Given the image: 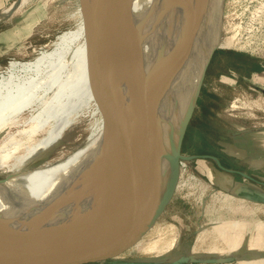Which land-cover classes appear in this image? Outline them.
I'll list each match as a JSON object with an SVG mask.
<instances>
[{
  "label": "bare ground",
  "instance_id": "obj_1",
  "mask_svg": "<svg viewBox=\"0 0 264 264\" xmlns=\"http://www.w3.org/2000/svg\"><path fill=\"white\" fill-rule=\"evenodd\" d=\"M20 1L7 12L27 0ZM194 2L201 4L202 8L192 19ZM123 4L126 12L122 10ZM225 4L226 0H120L118 3L116 36L108 39L107 47L112 55L125 51L132 60V67L127 71L128 80L124 67L118 86V93H121L119 106L124 110L122 108L123 119L117 134L114 133L115 126H111L114 132L110 136L119 143L104 149L110 154L115 151L113 160L112 155L101 160L102 169L108 170L104 181V204L126 191L132 192L134 202L140 194L147 196L149 193L150 197L139 214L142 219L146 209L169 195L175 180L180 185L179 177L185 164L177 163L174 157L181 131L199 96L212 52L220 46L229 47L234 40L232 36L222 40ZM57 39L52 50L42 51L33 60H12L0 78V169H15L9 179L0 181L1 257L22 256L37 249L56 201L66 202L64 213L67 215L76 213L77 208L80 210L79 204L87 198L100 165V162L94 164L89 154L96 145L104 142H101L105 139L102 136L108 132L103 134L105 129L102 134H93L82 156L79 157V153L77 158L73 153L74 158L70 159L83 160L73 172L66 171L64 177L60 174L68 166L57 168L61 161L27 167L48 154L53 147L54 135L61 127L62 117L83 103L82 98L87 94H96L91 90L92 86L103 90L106 98V81L112 77L111 74L102 78L88 43L85 25L64 32ZM70 60L75 65L72 75L71 72L66 74ZM48 92L51 98L43 100V94ZM151 92L155 95L149 96ZM38 103L41 109L35 116L30 119L22 117L27 107ZM46 123H51L49 134L34 144V153L28 149L31 154L26 152L24 156H17L21 148L26 149V141L28 144L34 140L38 129ZM26 124L28 128L20 129ZM140 125H143L140 134L127 142L124 139L127 131L132 129L133 132ZM18 135L21 137L17 138ZM22 136H26V141ZM119 153H125L128 159L124 165L111 171Z\"/></svg>",
  "mask_w": 264,
  "mask_h": 264
},
{
  "label": "rangeland",
  "instance_id": "obj_2",
  "mask_svg": "<svg viewBox=\"0 0 264 264\" xmlns=\"http://www.w3.org/2000/svg\"><path fill=\"white\" fill-rule=\"evenodd\" d=\"M20 2L16 0L13 4ZM24 3L20 4L21 7L7 12L8 14L3 12L0 15V20L5 19L0 26V32L10 33V38L7 40L5 37L0 43V78L5 75L12 60H33L42 51L52 50L61 34L85 25L84 8L80 0H27ZM92 3L93 0H87V9ZM222 36V40L231 36L234 40L229 47L220 46L214 52L193 107L182 153L218 155L227 167L256 174L264 180V153H259L253 139L245 138V132L250 129L264 127V95L255 94L247 98L248 90L245 85L240 83L233 86L231 81L219 82L210 87L207 76L209 71L215 69L223 73L230 68L235 70V67L223 61L225 51L228 50L258 59L264 58V0H226ZM113 56L121 64V69L115 71L111 79L106 81L107 86L110 83L114 85L111 95L104 99L106 93L92 86L91 90L96 94H87L86 98H82L83 103H79L80 105L66 113L68 115L62 117L63 120L59 123L62 128L59 127L57 134L55 133L53 147L48 154L27 167L61 161L56 165L57 168L68 166L60 174V177H64L66 171L73 172L83 160L70 159L73 153L74 157L82 156L87 148L86 144L103 129L105 130L102 133L107 130L109 133L104 132L102 138H108L107 135L109 138H103V144L100 143L103 146L96 145L89 155L94 164L110 155L113 160L115 151L110 154L104 149L118 144L110 136L114 131L115 134L118 133L123 119L124 108L119 106L121 93H118V86L124 67L126 66L124 75L127 80V71L132 67V60L126 56L125 51L120 50ZM70 62L66 74L74 72L75 65L72 63V67ZM50 94H43V100H49ZM38 104L27 107L22 117L30 119V116H35L39 108L41 109L40 104L37 107ZM50 125L51 123H46L38 129L35 139L28 142L30 147L26 136H22L26 141V149L21 148L17 156H24L26 152L27 155L34 153L32 149L40 139L48 136ZM113 125L117 131L111 127ZM28 127L26 124L20 129ZM142 127L143 125L136 130L134 128L133 132L132 129L127 131L131 133V137L126 132L124 139L132 140L140 134ZM20 137L18 135L17 138ZM257 139L263 146L261 139H264V135H257ZM234 148L237 149L235 152ZM28 149L32 152L29 153ZM251 150L253 153H250ZM103 153L104 156L101 155ZM185 163L179 177L180 185H177L165 210L148 233L117 258L95 264H120L125 261L168 262L180 259L186 261L182 264H264V202L248 199L243 195L249 191H260L264 194V187L259 188L240 175L226 173L211 159L197 158ZM0 170V181L4 182L15 171L8 168ZM226 258L232 260L219 261Z\"/></svg>",
  "mask_w": 264,
  "mask_h": 264
},
{
  "label": "water",
  "instance_id": "obj_3",
  "mask_svg": "<svg viewBox=\"0 0 264 264\" xmlns=\"http://www.w3.org/2000/svg\"><path fill=\"white\" fill-rule=\"evenodd\" d=\"M80 2L84 8L88 43L97 62L100 74L103 79H106L115 71L121 69V64L118 63L107 47L108 39L116 36V10L118 9L120 0H93L89 9H87V0H80ZM201 8V4L194 2L192 19H194ZM123 9L126 12L125 4L122 5ZM136 46H139L137 38ZM215 50L212 52L210 61ZM259 61L264 66V59ZM113 86L111 83L107 86L106 91L108 96L112 93ZM201 87L202 85L199 88V93ZM153 95H155L153 92L149 94V96ZM192 111L181 131L178 151L174 157V161L179 163L197 158L211 159L220 169L226 172L238 173L244 178L258 181L264 185V181L257 180L246 171L224 166L216 155H186L182 153V144ZM116 143H119V141H116ZM127 159L128 157L125 153H119L113 162L111 171L124 165ZM107 173L108 170L102 169L101 161L97 175L88 191L87 198L83 199L79 204L81 205V209L78 210L77 208L76 213L67 215L64 213L66 202L64 200L56 201L50 210L46 233L37 249L32 253L22 256H0V264H95L117 258L122 252L140 241L165 210L177 187L176 180L169 195L160 203L146 209L145 216L141 219L139 214L144 209L149 193H147V196L146 194L145 196L140 194L134 202L132 192L126 191L118 195L109 204H104V181ZM244 197L256 199L254 196L245 195ZM192 260L195 259L193 258ZM231 260L232 258L219 259L220 262ZM183 262L186 261L181 259L168 262L125 261L120 264H182Z\"/></svg>",
  "mask_w": 264,
  "mask_h": 264
},
{
  "label": "crops",
  "instance_id": "obj_4",
  "mask_svg": "<svg viewBox=\"0 0 264 264\" xmlns=\"http://www.w3.org/2000/svg\"><path fill=\"white\" fill-rule=\"evenodd\" d=\"M15 1L16 0H0V15L3 12L6 14L7 11L11 7L14 6L13 3ZM4 20L5 19L0 20V26L4 22ZM0 30H2L1 27H0ZM5 37H7V40H8L10 38V33L6 32V31H1L0 32V43L3 41L2 39H4ZM18 39H20V34L18 35ZM8 42L10 44V41H8ZM1 54L2 53L0 51V55ZM253 58L256 59V61H258V63H259L260 66L258 68L252 69V68H250L249 64H247L245 62H241L237 66H234L235 70L230 68V70L226 73H223L220 70H216V69L214 71H211V72L209 71L207 76H208V79L210 81V87L211 86L213 87L214 84L217 85L219 82L231 81V82H233L232 83L233 86H237L240 83L245 85V88L248 90V92L246 94L247 98L252 97L255 94L264 95V66L261 65V63L259 61L261 59H258L255 57H253ZM209 74H210V77H209ZM245 133H246L245 138H248L251 140L253 139L252 141L254 142V146L257 145L259 153H264V145L262 146L257 139V135H260V136L264 135V127H260L257 130L255 128H253V129H250L249 132H245ZM261 141L263 143L264 139H261ZM236 150L237 149L234 148V152ZM252 151L253 150H251L250 153H253ZM216 156L219 157L218 155H216ZM219 159H220V157H219ZM221 162H222V160H221ZM222 164L224 166H226L223 162H222ZM228 168H230V167H228ZM232 169H237V168H232ZM237 170H240V169H237ZM242 171H244V170H242ZM226 173L231 174V175H240L238 173H230V172H226ZM248 173L251 176H253L254 178H256L257 180L264 181L263 178L259 177L258 175L251 174L250 172H248ZM240 176H242V175H240ZM242 178H244V177L242 176ZM244 179L249 180V182L253 183L254 185L258 186L259 188L264 187V185L258 181H255V180H252L249 178H244ZM243 195L254 196V197H256V199H255L256 201L264 202V199H263L264 194H262L260 191H255V192L249 191L248 193H245ZM244 245H246V244L244 243ZM244 245L242 246V248H244Z\"/></svg>",
  "mask_w": 264,
  "mask_h": 264
},
{
  "label": "trees",
  "instance_id": "obj_5",
  "mask_svg": "<svg viewBox=\"0 0 264 264\" xmlns=\"http://www.w3.org/2000/svg\"><path fill=\"white\" fill-rule=\"evenodd\" d=\"M225 52H226V54H225L224 61L230 66H233V67L237 66L241 62H245V63L249 64L250 68H252V69L258 68L260 66L258 61H256V59H254L253 57H250L247 54L240 53V52L234 51V50H228Z\"/></svg>",
  "mask_w": 264,
  "mask_h": 264
},
{
  "label": "built area",
  "instance_id": "obj_6",
  "mask_svg": "<svg viewBox=\"0 0 264 264\" xmlns=\"http://www.w3.org/2000/svg\"><path fill=\"white\" fill-rule=\"evenodd\" d=\"M181 162H182V165H183V164H185V165H183V166H186V163H185V161H181Z\"/></svg>",
  "mask_w": 264,
  "mask_h": 264
}]
</instances>
